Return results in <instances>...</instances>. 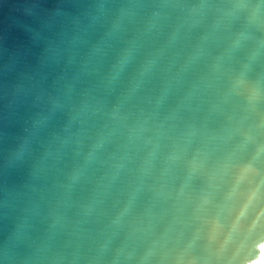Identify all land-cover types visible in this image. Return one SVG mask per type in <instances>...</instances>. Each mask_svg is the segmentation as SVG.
<instances>
[{"label":"water","instance_id":"95a60500","mask_svg":"<svg viewBox=\"0 0 264 264\" xmlns=\"http://www.w3.org/2000/svg\"><path fill=\"white\" fill-rule=\"evenodd\" d=\"M261 148L264 0H0V264H260Z\"/></svg>","mask_w":264,"mask_h":264},{"label":"snow or ice","instance_id":"6c2138e0","mask_svg":"<svg viewBox=\"0 0 264 264\" xmlns=\"http://www.w3.org/2000/svg\"><path fill=\"white\" fill-rule=\"evenodd\" d=\"M260 152H264V148L259 149ZM247 166L245 167V172L251 168V164H246ZM260 264H264V260L260 261Z\"/></svg>","mask_w":264,"mask_h":264}]
</instances>
